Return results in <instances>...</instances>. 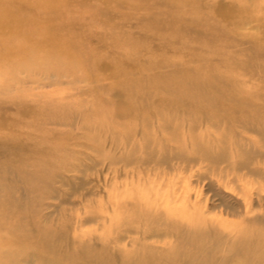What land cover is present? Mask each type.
I'll use <instances>...</instances> for the list:
<instances>
[{
	"label": "rangeland",
	"instance_id": "374dc122",
	"mask_svg": "<svg viewBox=\"0 0 264 264\" xmlns=\"http://www.w3.org/2000/svg\"><path fill=\"white\" fill-rule=\"evenodd\" d=\"M1 15L0 256L146 232L133 201L243 227L264 253V0H0Z\"/></svg>",
	"mask_w": 264,
	"mask_h": 264
},
{
	"label": "bare ground",
	"instance_id": "6f19581e",
	"mask_svg": "<svg viewBox=\"0 0 264 264\" xmlns=\"http://www.w3.org/2000/svg\"><path fill=\"white\" fill-rule=\"evenodd\" d=\"M6 16L8 15L0 16V26L9 22V18ZM217 100H219L220 107H225L222 106V103L229 105L231 104L229 101H238L231 98H218ZM215 105L214 103L212 107L220 112L222 108ZM244 107L252 106L248 104ZM231 111V114L236 112ZM255 111L258 112V108ZM119 114L127 116L128 109L124 108ZM225 114L229 115V112L226 111ZM195 145L196 149L200 148L197 141ZM259 154L263 156L264 151ZM204 155L206 161L213 165L224 162L230 169H245L247 173L259 175L257 167L234 160L231 156H214L207 152ZM165 158L162 160L169 162ZM190 160L194 163L197 162L194 158L188 161ZM127 204L130 209L136 210L140 217L143 215L146 218L143 221L154 226H147L146 232L141 233L132 225L137 223L136 221H127L128 227L120 230H116V225L112 226V232L117 231L113 236L103 234L99 237L89 235L85 237L83 233L68 239V248L64 251L56 249L54 244L44 240L42 242L43 249L49 254L35 251H22L24 253L20 254V250L14 254L7 250L2 251L0 261L2 263L6 261L7 264H18L19 262L30 264H264V253L257 250L256 247H248L250 242L257 239L259 235L251 234L243 227L229 230L213 221H204L201 219L202 215L190 217L183 213L176 215L174 211L156 210L150 205H145L146 203L141 205L134 201ZM210 235H212L211 238ZM206 237H209L208 241L205 240ZM207 244L217 251L208 249ZM221 247H225V249L219 251ZM210 251H213L214 254H210Z\"/></svg>",
	"mask_w": 264,
	"mask_h": 264
}]
</instances>
